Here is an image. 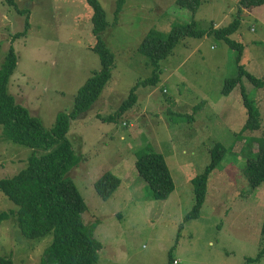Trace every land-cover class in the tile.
<instances>
[{"label":"rangeland","instance_id":"obj_1","mask_svg":"<svg viewBox=\"0 0 264 264\" xmlns=\"http://www.w3.org/2000/svg\"><path fill=\"white\" fill-rule=\"evenodd\" d=\"M177 1L126 0L117 17L118 0H99L110 24L100 37L116 66L103 94L71 121L67 135L82 159L68 174L87 207L82 220L85 226L97 223L94 239L104 246L96 264H170V255L172 264H264V257L249 262L264 247V184L251 187L243 173L247 138H264V86L245 79L261 128L242 133L248 113L241 86L223 94L240 71L238 52L227 43L214 36L185 39L160 63L155 87L142 85L154 68L139 52L149 33L166 38L192 17L202 29L224 28L240 18L233 39L246 47L241 65L264 82V3L198 0L194 14ZM92 16L86 0H0V66L11 50L19 57L9 93L48 130L60 113H70L78 89L101 70ZM135 87L136 102L120 113ZM218 144L228 152L211 175L201 218L185 222L196 204L192 181L211 164ZM147 147L169 167L175 190L167 200L154 199L137 173L135 163ZM250 150L257 152L258 143ZM35 153L47 151L4 141L0 126V179L18 175ZM108 172L121 185L105 200L95 183ZM18 211L0 191V214L9 215L0 225V256L14 264H42L52 235L26 238Z\"/></svg>","mask_w":264,"mask_h":264},{"label":"trees","instance_id":"obj_2","mask_svg":"<svg viewBox=\"0 0 264 264\" xmlns=\"http://www.w3.org/2000/svg\"><path fill=\"white\" fill-rule=\"evenodd\" d=\"M7 2L15 5V0H7ZM86 2L93 10V34L98 40L94 51L100 57L101 70L95 72L78 89L72 110L70 113H60L52 130H48L40 118L32 116L29 108L18 103L16 97L9 93L10 77L19 65L17 54L11 50L0 66L2 139L47 151L45 154H33L27 168L13 178L0 179V191L19 209L16 216L24 236L36 240L52 235V243L45 251L42 264H96L100 251L104 248L103 244L94 239L97 223L90 226L84 225L82 217L87 212V207L74 181L68 176L82 160L67 139L71 121L77 120L91 109L111 81L116 66L115 55L100 37L110 27L107 12L99 0H86ZM125 2L126 0H118L117 17L123 11ZM177 2L180 5L191 7L192 13L195 14L198 0H178ZM243 2L251 7L263 4L264 0H244ZM242 12L241 9L240 13ZM29 25L30 20L28 19L27 31ZM241 26L242 20L236 18L224 28L211 26L208 29H202L192 17L190 22L174 25L166 38H162L155 32L149 33L141 43L139 52L154 69L152 77L144 80L142 85L152 87L157 85L161 75L160 63L167 59L182 41L188 38L203 39L206 36H214L238 52L239 75L227 80L223 94L230 96L238 86H241L248 113L247 123L242 133L259 130L261 114L258 106L249 98L244 83L248 78L252 84L260 88L264 86V82L241 65L246 47L243 43L233 39ZM21 37L24 36L18 35L15 38ZM135 89L136 87L123 102L120 113L136 102ZM110 120L113 121L114 117H110ZM254 142L258 143L257 152L250 150ZM55 146L57 147L52 150ZM227 152L224 145L218 144L212 151L211 164L203 174L198 175L192 181L195 186L196 204L185 222L201 218L211 175L223 163ZM243 153L245 159L243 173L250 186L257 187L264 184V138H247ZM135 167L138 175L149 185L154 199L167 200L174 192L175 184L161 153L150 152L148 147L144 148L138 156ZM120 185L121 179L108 172L95 183V190L101 198L109 200ZM5 220H9V215L1 213L0 225ZM262 234L264 235V221ZM263 257L264 247L257 258L249 262H260ZM173 262L174 258L170 255V264ZM0 264H14V262L10 258L0 256Z\"/></svg>","mask_w":264,"mask_h":264},{"label":"built area","instance_id":"obj_3","mask_svg":"<svg viewBox=\"0 0 264 264\" xmlns=\"http://www.w3.org/2000/svg\"><path fill=\"white\" fill-rule=\"evenodd\" d=\"M175 263H177V260L175 261Z\"/></svg>","mask_w":264,"mask_h":264}]
</instances>
